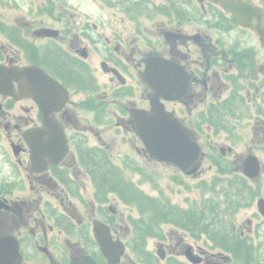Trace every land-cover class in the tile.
Returning a JSON list of instances; mask_svg holds the SVG:
<instances>
[{
    "label": "flooded vegetation",
    "instance_id": "flooded-vegetation-1",
    "mask_svg": "<svg viewBox=\"0 0 264 264\" xmlns=\"http://www.w3.org/2000/svg\"><path fill=\"white\" fill-rule=\"evenodd\" d=\"M28 6L21 20L0 17V66L29 67L19 79L10 74L0 81V264H110L97 230L125 243L117 264H264L258 208L264 199L258 195L264 189V0H29ZM153 100L200 149L190 167L147 150L138 113L151 112ZM223 132L226 139L212 143ZM243 139L252 144L240 152ZM111 141L165 165L175 186L198 179L202 193L204 162L220 166L218 158H229L233 168L222 171L231 174L223 182H233L238 211L222 223L246 242V258L172 219L163 234L149 236L156 250L147 241L137 244L138 207L98 186L88 168L98 158L111 164ZM128 157L125 169L142 165ZM249 158L261 168L247 175ZM221 183L217 191L224 190ZM167 202L204 208L197 200L187 207ZM247 207L258 216L241 223L237 213ZM189 251L202 261L193 263Z\"/></svg>",
    "mask_w": 264,
    "mask_h": 264
},
{
    "label": "trees",
    "instance_id": "trees-1",
    "mask_svg": "<svg viewBox=\"0 0 264 264\" xmlns=\"http://www.w3.org/2000/svg\"><path fill=\"white\" fill-rule=\"evenodd\" d=\"M0 25L2 24L0 23ZM1 29H4V27ZM94 162L93 166L90 165L88 168L94 174L98 186H107L111 191L117 192L121 199L126 203L137 206L141 212L143 218L137 224L138 238L135 239L137 244L145 247L147 236L156 233L163 234L161 230L162 224L171 222L170 219H172L182 223V226L189 230H205L208 239L216 244V246L218 245L230 252H234L235 257L240 261L246 258V242H243L239 237H234L235 234L230 229L228 223H222L227 215H232L233 217L237 209V206H233L230 196L231 192L234 191L233 182H223V180L221 181L222 183L219 182V184L225 185V187L221 186L224 190L220 191L216 189L218 185L216 181L214 182L215 185L211 186V189L217 192L218 196L221 192L225 193L223 200L220 198L219 200L215 195L216 198L207 200L205 202L207 203V207L201 210L199 208L181 210L170 207L167 199H160L143 191L139 185L123 173L121 167L112 162L110 164L106 158H98ZM119 170L122 173H118ZM132 170L145 173V168L140 165L132 166ZM207 190L210 191V188L208 187ZM222 202L225 203L223 204ZM222 204L224 205L223 208L221 207ZM236 249L241 251L237 253L235 252Z\"/></svg>",
    "mask_w": 264,
    "mask_h": 264
},
{
    "label": "rangeland",
    "instance_id": "rangeland-1",
    "mask_svg": "<svg viewBox=\"0 0 264 264\" xmlns=\"http://www.w3.org/2000/svg\"><path fill=\"white\" fill-rule=\"evenodd\" d=\"M29 0H0V17L4 21H10L13 22L15 20H21L23 18V14L25 13V10L29 7ZM4 38V37H1ZM230 133V132H226ZM245 132H243L244 134ZM225 132H223V135L220 134V136L213 134L211 136V141L214 144H217L218 142H221L225 140L224 137ZM245 137L248 139L249 137L247 135H250V132L248 134H244ZM112 142V143H111ZM109 143V153H112L111 158L112 162L115 164H120L121 168L124 170V172L134 181L137 183L146 193L154 195L156 197H159L160 199L163 198L164 200H171L175 204H181L184 207H187L192 202H195L197 200L198 202L202 203V207H207V203H205L207 200H210V198H218L219 197L215 194L214 190L211 189L212 185H215V180L221 181L223 178L231 176V174H224L222 171L224 170H230L233 168V163L229 158H218L221 159V164L219 166L218 163L212 161V160H206L203 164L205 169V178L206 183V192H204V189L200 191V188L198 187V179L193 178V180H190L189 187H178L173 185V182H171V170L167 168L163 164H157L153 163L152 161H144L143 157L138 154L133 146L129 145L127 142H121L119 143L116 141H111ZM252 144V142H249ZM249 143L245 141V139L239 141L237 143L238 149L240 152H244L249 147ZM225 144V143H224ZM133 156V158H136L138 160V163L142 164L146 170V175L142 174L138 171L127 170L125 169V161L123 159L130 158L128 156ZM1 156V155H0ZM263 159L264 156L262 155ZM0 166H2V163L0 162ZM219 166V167H218ZM148 174V175H147ZM260 184V183H257ZM178 187V188H177ZM208 187L210 188V191H208ZM264 189L261 188L258 191V195H263ZM216 195V197H215ZM221 198L223 197V194L219 195ZM220 200V199H219ZM209 203V201H208ZM221 203V202H220ZM222 208L224 205L222 204ZM127 208V211L130 210L129 207ZM255 208H242L237 213L236 219L241 223H247V217H254L258 216L254 213ZM137 214V213H136ZM257 218H254V222H256ZM164 229H167L169 225H163ZM247 229V228H246ZM155 239L151 238L149 240V248H154L156 250L157 246L154 242ZM254 244H259L258 236L254 239ZM203 245V244H201Z\"/></svg>",
    "mask_w": 264,
    "mask_h": 264
},
{
    "label": "water",
    "instance_id": "water-1",
    "mask_svg": "<svg viewBox=\"0 0 264 264\" xmlns=\"http://www.w3.org/2000/svg\"><path fill=\"white\" fill-rule=\"evenodd\" d=\"M240 21L244 24L253 26L252 23H248L242 18H240ZM28 69L29 67L20 70H12L0 66V81L3 79L7 80L10 74V77L14 76L16 79H19L25 75ZM165 97L168 98L167 96ZM138 117L141 119L139 128L140 133L151 155L156 156L162 161L175 162L184 169L195 163L197 157L201 154L200 149L197 144L190 140L187 130L165 109L164 104H157V102L153 100L152 111L144 114L138 113ZM256 164H258V161H256ZM256 164L253 160L248 159L246 162V172L250 174L255 169L257 172L259 164L258 166ZM258 206L264 214V199L259 200ZM104 233L105 232L101 230H97V239L110 262L116 263L125 245L124 243L118 245V243L112 240L109 234ZM161 256L163 257V255ZM188 257L195 263L201 261L190 255V252L188 253ZM72 264H77V262L74 261Z\"/></svg>",
    "mask_w": 264,
    "mask_h": 264
}]
</instances>
